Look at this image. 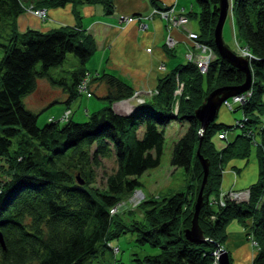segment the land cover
<instances>
[{
    "label": "trees",
    "instance_id": "obj_1",
    "mask_svg": "<svg viewBox=\"0 0 264 264\" xmlns=\"http://www.w3.org/2000/svg\"><path fill=\"white\" fill-rule=\"evenodd\" d=\"M149 1L158 7L154 9L168 8ZM195 2L199 13L193 16L199 18L200 39L217 53L212 36L219 0ZM69 4L76 13L80 6L96 5L110 15L115 0H0V264H109L106 251L119 253L110 241L127 232L136 233L138 246L160 249L157 255L132 259V264H213L212 252L227 241V227L234 220L248 229L257 248L252 264H264V0H233L235 31L254 58L250 96L233 112L241 111L242 119L227 125L216 118L201 136L195 110L214 89L241 86L243 73L218 54L204 76L186 62L158 80V94L152 100L120 115L112 104L129 99L135 90L112 74L89 73L87 64L96 45L85 30L16 29L23 13L43 10L44 21L49 9ZM69 54L78 61L75 70L68 77L51 75L50 70L62 67ZM176 77L183 83L178 97L174 96ZM39 81L66 95L60 102L65 112H71L66 120L49 116L38 125L39 113L26 108L24 99L38 89ZM95 81L107 86L106 106L89 113L87 121L74 122L72 102L81 94L95 96L89 89ZM172 121L188 123L174 143L170 164L190 175V184L186 192L161 202L146 200L128 211L151 205L143 213V222L127 225L119 217L124 212L121 201L139 189L140 176L159 167L164 128ZM236 129L241 132L235 135ZM220 133L226 135L224 140L217 138ZM252 148L258 179L245 190L248 200L212 204L209 198L219 190L225 164L247 159ZM200 158L210 165L198 212L206 239L193 244L186 240L185 231L191 226L203 181ZM110 159L116 169L99 186L97 170ZM112 264L120 262L114 258Z\"/></svg>",
    "mask_w": 264,
    "mask_h": 264
},
{
    "label": "crops",
    "instance_id": "obj_2",
    "mask_svg": "<svg viewBox=\"0 0 264 264\" xmlns=\"http://www.w3.org/2000/svg\"><path fill=\"white\" fill-rule=\"evenodd\" d=\"M156 1H158L160 7L173 8L175 12H180L187 19L184 27L171 30V35L177 40L173 50L165 48L168 33L166 29L167 22L158 16L152 19L148 18L149 15L151 17L150 12L154 8H158L152 5L149 0H115L114 11L110 15H107L101 6L96 5L80 6L76 13L71 4L63 8L49 9L47 19L44 21L31 14L23 13L17 19L16 29L19 32H24L27 29L47 32L61 26L81 27L92 36L96 45V52L87 64L91 75L112 74L135 91H155L159 79L172 72L179 65L186 63L185 54L192 49V45L185 38L187 33L199 32L197 19L193 16L199 12L195 0H188L190 1L189 8H186L185 5L180 7L179 0ZM122 16L142 18L145 20L144 23L147 28L145 30L139 29L138 22L121 25L118 18ZM94 58L96 60L93 61ZM162 65H164V70L160 69ZM43 82L45 81H39L38 86L46 83ZM89 89L90 92L92 91L95 94V98L101 101L102 105L107 104L105 97L108 94V89L104 83L95 81L90 84ZM58 91L59 102L66 100L63 91ZM156 95V92H154L144 100L147 102ZM91 98L86 97V99ZM53 101H49V103ZM126 101L114 102L112 104L113 111L120 115L131 113L134 104H127ZM95 110H98L97 107L93 111ZM86 112H89L87 108ZM217 122H226L227 125H232L234 118L225 111L219 118L217 115ZM247 161L249 159H234L225 164L227 166L224 168L221 186L247 190L254 184L258 179L257 160L252 165L254 168H248V164L245 163ZM230 165L238 173L237 178H234L232 172L227 171ZM243 166L245 167L243 168ZM236 227L238 226L235 224L234 229L229 232L227 238L231 251L234 250V254L231 255L232 264L235 262L241 264L242 258L246 264H251L252 257L249 247L243 238V233L239 232L240 229H236ZM247 252L250 253L249 258L245 257Z\"/></svg>",
    "mask_w": 264,
    "mask_h": 264
},
{
    "label": "rangeland",
    "instance_id": "obj_3",
    "mask_svg": "<svg viewBox=\"0 0 264 264\" xmlns=\"http://www.w3.org/2000/svg\"><path fill=\"white\" fill-rule=\"evenodd\" d=\"M180 4L179 6L182 7V5H185L186 8H189L190 1L188 0H179ZM227 12H226V20L224 23L223 31H222V37L224 43L227 45L229 50L236 54L237 56L243 57L247 60L248 63V68L250 70V78H251V83H252V75H251V61L254 59L253 56L247 51L246 47L242 44V41L238 38V34L235 31V26H234V19H233V0H227ZM195 11V10H194ZM27 12V11H26ZM28 14L33 15L36 17V14L34 12H27ZM153 12L151 11V17L150 15L148 16L149 19H152L156 16H153ZM177 14V12H175ZM199 13V12H198ZM197 13V14H198ZM167 17L165 22H167V37L165 40V48L168 50H173L174 47L177 44V40L174 39V37L171 35V30L173 28H182L185 26L187 23H184L185 16L180 15L175 16V19L173 17V12L170 10L167 13ZM42 16H38L36 18L41 20ZM219 17V15H218ZM124 18L119 17L118 21L119 23L122 24H131L133 22H138V28L141 30H145L147 28V25L144 23L145 20L142 18H134V17H125ZM132 18V19H131ZM163 19V18H162ZM198 22V27H199V32L198 33H193V32H188L186 35V41L190 42L192 45V49H188L189 51L186 52L185 54V61L187 62L189 58H191V64L197 66V64H201L203 66V70H200L198 68V72L200 75L204 76L207 71L208 67L211 63V58H214L217 56L218 52L215 53L214 48L210 45L207 44L206 42L203 41V39H200V33H201V28L199 25V18H196ZM177 20V21H176ZM197 30V31H198ZM214 34V30H213ZM195 35L196 38H192L191 36ZM185 36V35H184ZM213 37V36H212ZM205 40V39H204ZM214 43V42H213ZM215 46V45H214ZM216 48V47H215ZM217 51V50H216ZM67 59L65 60L64 64L62 67L58 68H53L50 70V74L56 77H68V73L70 71L75 70V67L77 65V59L73 57V55H67ZM96 60L95 58L93 61ZM190 63V62H189ZM242 67V66H241ZM87 69H89L87 67ZM161 70H164V65L160 67ZM242 72V70H241ZM244 75V81L242 85L245 84L246 81V74L245 72H242ZM249 78V79H250ZM177 80V77H176ZM45 83V82H43ZM178 84V85H177ZM177 88L174 91V96H180L182 94L183 88H181V85L183 87V83L179 82L178 80L176 81ZM215 84H211V88H213ZM220 86V85H219ZM205 87V86H204ZM210 88V89H211ZM223 87H218L214 89L213 91L220 89ZM251 88L249 89L248 92H250ZM211 91V92H213ZM55 92H57L55 94ZM58 89H52L50 88L47 83L45 84H40L38 86V89L32 93L31 95L27 96L24 99V103L26 105V108L35 112L39 113L38 117V125H42L45 123V120L50 116L51 118L54 117L53 119L55 120H61L64 121L66 120V117L70 115V111L65 112L63 110V104L59 102V93ZM156 92L158 94V90H148V91H135V95L131 96L129 99H127V104L132 103L134 104V107H137L138 104L142 103L139 102V100L145 99L148 95H151L152 93ZM210 92V93H211ZM242 95V94H241ZM240 96V95H237ZM236 97V96H235ZM231 99V98H229ZM50 102L49 101H52ZM176 100V99H175ZM204 101V100H203ZM203 103V102H202ZM201 103V105H202ZM224 103V102H223ZM243 103H238L239 106H241ZM178 103H175V106H177ZM200 105V106H201ZM106 105H102L101 101L97 100L95 96L93 95L91 99H86L85 94H81L76 100L72 102L71 105V110L73 112V121L74 122H85L88 119V114L91 113L95 107H97L98 110L103 108ZM199 106V107H200ZM100 107V108H99ZM198 107V108H199ZM222 108L219 111L218 118L226 111L227 114H230L234 118V122L232 125H237L238 120L242 119V113L241 111H237L235 113L234 109L236 106L234 105L233 109L230 108L229 106H221ZM86 108L89 110V112H86ZM62 110V111H61ZM225 110V111H224ZM61 111V112H60ZM54 115V116H52ZM225 124H228L226 122H223ZM261 124H258L260 126ZM188 128V123L184 121H172L169 125H167L164 128V134H165V143H164V151L163 155L161 157V162L159 167L153 170H149L146 173H144L142 176L139 177V182L141 186L139 189H136L131 195L123 199L121 202L124 204V208L121 209V212L124 211L123 213H119L120 219L124 223H128L127 225H130L133 222H143V213L148 210L151 205L150 204H143L140 208L136 209L135 211L131 212L128 214V211L134 210L135 208L139 207L140 204L144 203L146 200L151 201H157L161 202L164 199H168L171 196L177 194V193H183L186 192L188 185L190 184V175L185 173L183 169H176L171 166L170 164V159H171V154L173 151V146L174 143L181 137L186 129ZM241 132V129H236L233 133L239 134ZM216 141V138H215ZM245 162L248 164V168H254L252 165H254L256 161V149L252 148L251 153L249 157L246 159L248 160ZM207 161V160H206ZM228 164V163H227ZM227 166V165H226ZM224 166L223 168H225ZM209 167L210 165L208 164V173H209ZM245 166H243L244 168ZM116 169V164L113 159L110 160H104L103 165L101 169L97 170L98 173V179H97V185L103 186L105 182V176L113 173ZM224 169H222V176L224 173ZM228 172H232L234 178H237L238 173L233 170L232 166L227 168ZM222 176L220 179V187L219 190L217 191L216 194L211 196L209 198L210 201H212V204H216L218 206H221L223 204H226L227 199L230 201H235V196L234 194H242L244 189H236L234 187H229L227 188L226 186L222 185ZM235 192H241V193H234ZM233 194V195H232ZM240 203H245V202H240ZM224 206V205H223ZM116 211V209H115ZM237 225L236 229H240L239 232L243 233V238L245 242L247 243L249 247V252L251 253L252 260L254 259L255 255L254 252L256 251V247L254 242L252 241L251 237L248 236V229L243 227L241 222L239 221H232L228 227H227V236H229V232L234 229V225ZM191 227V226H190ZM200 228V227H199ZM190 229V228H189ZM201 229V228H200ZM202 231V230H201ZM204 237V236H203ZM228 238V237H227ZM204 239H206L204 237ZM136 241V233L135 232H127L124 235H121L117 239H113L110 241V244L114 248L119 249V253L116 254V256L112 255L110 251H106L105 258L109 261V264H112L115 260L119 261L120 264H132V259L136 258H144V256H152V255H157L160 253V249L157 247H152L150 245H144V246H138V244L135 242ZM226 253L229 259V263L232 264V257L231 255L234 254V250L231 251L230 246L228 245L227 241L216 248L212 252V257H213V264H219V258L222 255V253ZM116 253V252H115ZM250 253L247 252L246 258L250 257ZM231 260V261H230ZM251 260V261H252ZM217 261V263H216ZM241 264H246L244 259L240 261ZM233 264H236L233 263ZM250 264V263H247ZM252 264V262H251Z\"/></svg>",
    "mask_w": 264,
    "mask_h": 264
},
{
    "label": "water",
    "instance_id": "obj_4",
    "mask_svg": "<svg viewBox=\"0 0 264 264\" xmlns=\"http://www.w3.org/2000/svg\"><path fill=\"white\" fill-rule=\"evenodd\" d=\"M227 8V0H219V17L214 27L213 42L220 58L225 60L231 66L236 67L240 71L242 70V72H245L246 81L244 85H241L239 87H223L217 89L209 93L208 96L205 97L202 105L195 110V116L200 123V136L203 134L209 124L215 121L224 101L237 95L244 94L251 88L250 70L247 66V60L231 52V50H229V48L223 41L222 31L226 20ZM200 160L204 171L203 181L196 200L195 213L191 222V227L190 229H187L185 231L186 240L193 244H202L205 242L203 232L198 225V212L202 207V195L207 183L208 162L206 160H203L202 158H200ZM0 244L1 246H3L1 235ZM219 264H230L228 256L225 252L220 256Z\"/></svg>",
    "mask_w": 264,
    "mask_h": 264
},
{
    "label": "built area",
    "instance_id": "obj_5",
    "mask_svg": "<svg viewBox=\"0 0 264 264\" xmlns=\"http://www.w3.org/2000/svg\"><path fill=\"white\" fill-rule=\"evenodd\" d=\"M172 11L173 12V17H174V19H175V16H179V14L180 15H182L180 12H177V14L175 13V10L173 9V8H167V9H154L152 12V14H153V16H158L159 18H163V19H166V17H167V13L169 12V11ZM34 13L36 14V17H40V16H42L41 18H43L45 15H46V12L45 11H43V10H38V11H34ZM122 19H125V17L124 18H122ZM132 19V18H131ZM182 20H184V23L186 22V18H184V19H182ZM177 21V20H176ZM192 38H196V36L195 35H192L191 36ZM215 59V57L214 58H211V62L213 61ZM188 63L190 62V63H192L191 62V58H189L188 59V61H187ZM197 68H199L200 70H203V66L201 65V64H197V66H196ZM82 88L83 89H85V85H83L82 86ZM181 88H183L182 87V85H181ZM136 94V93H135ZM134 94V95H135ZM133 95V96H134ZM249 96H250V93L249 92H245L244 94H242V95H240V96H236V97H232L231 99H227L226 101H224V103L222 104L223 106H229V109L230 108H232L233 109V107H234V105L235 106H237L238 105V103H243L244 104V102L249 98ZM144 101V99L141 101V100H139V102H143ZM219 140H224L225 138H226V135L224 134V133H220V134H218V137H217ZM234 193H241V192H235V191H233ZM248 191H243V193L242 194H234V196H235V201L236 202H238V203H240V202H246L247 200H248V197H249V195H248V193H247ZM233 195V194H232ZM224 205V204H223ZM223 205H221V206H223ZM115 212V209H113L112 211H111V213H114ZM115 251H116V249H115ZM216 263H217V261H216Z\"/></svg>",
    "mask_w": 264,
    "mask_h": 264
},
{
    "label": "bare ground",
    "instance_id": "obj_6",
    "mask_svg": "<svg viewBox=\"0 0 264 264\" xmlns=\"http://www.w3.org/2000/svg\"><path fill=\"white\" fill-rule=\"evenodd\" d=\"M202 115V114H201Z\"/></svg>",
    "mask_w": 264,
    "mask_h": 264
}]
</instances>
